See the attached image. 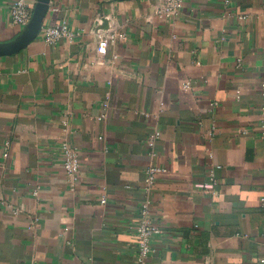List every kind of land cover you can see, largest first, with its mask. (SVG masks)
Listing matches in <instances>:
<instances>
[{
    "label": "crops",
    "instance_id": "crops-1",
    "mask_svg": "<svg viewBox=\"0 0 264 264\" xmlns=\"http://www.w3.org/2000/svg\"><path fill=\"white\" fill-rule=\"evenodd\" d=\"M14 1L0 44L24 30ZM161 2L51 0L39 37L0 57V264H135L148 198V264H261L264 0H185L175 21ZM103 17L118 37L101 57ZM63 21L73 36L47 44ZM151 165L168 173L148 193Z\"/></svg>",
    "mask_w": 264,
    "mask_h": 264
},
{
    "label": "built area",
    "instance_id": "built-area-1",
    "mask_svg": "<svg viewBox=\"0 0 264 264\" xmlns=\"http://www.w3.org/2000/svg\"><path fill=\"white\" fill-rule=\"evenodd\" d=\"M184 1L185 0H162V2L156 8V17L162 21H175L180 14ZM10 18L14 25L21 28H25L30 23L32 19V11L31 6L27 2V0H15L10 5ZM98 35L97 51L101 57H104L105 55H107L112 42L118 36L112 31H100ZM72 36L73 34L67 21H63L60 24L46 27L43 30L44 41L50 45L58 44L63 39L71 38ZM119 37H124V35L119 34ZM105 117L106 114L102 115L100 119H104ZM242 132L247 133V130L243 129ZM260 132L261 139L264 141V121L260 125ZM159 136L160 133H155L152 135L149 142L151 146L155 145V142L159 138ZM61 154L65 170L70 176L76 179L81 171L79 151L76 148L72 147L68 141H64L61 145ZM167 173V169L156 165H151L147 169L146 186L148 193L152 192L159 177ZM212 180H215L214 174H212ZM102 202L106 203L105 200H103ZM150 207L151 201L148 198L142 206V218L140 219L136 228L137 236L139 238V245L135 264H148L149 257L155 252L153 241L157 235L162 233L160 227L155 225L149 217ZM260 263L264 264V258L260 260Z\"/></svg>",
    "mask_w": 264,
    "mask_h": 264
},
{
    "label": "water",
    "instance_id": "water-1",
    "mask_svg": "<svg viewBox=\"0 0 264 264\" xmlns=\"http://www.w3.org/2000/svg\"><path fill=\"white\" fill-rule=\"evenodd\" d=\"M117 1H129V0H117ZM51 0H38L32 19L30 23L24 28L21 35H19L15 40L9 43L0 44V57L9 56L20 53L24 50L30 43L36 40L41 30L44 26V21L49 12ZM110 20L106 17L98 20L95 24L94 31L98 38L100 31L110 30Z\"/></svg>",
    "mask_w": 264,
    "mask_h": 264
}]
</instances>
